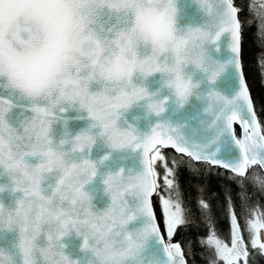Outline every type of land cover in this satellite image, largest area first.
Here are the masks:
<instances>
[{"label": "snow or ice", "instance_id": "1", "mask_svg": "<svg viewBox=\"0 0 264 264\" xmlns=\"http://www.w3.org/2000/svg\"><path fill=\"white\" fill-rule=\"evenodd\" d=\"M85 2V0H80ZM88 2L110 6L124 0H88ZM200 5L207 20L196 27L188 26L180 30L176 40V61L186 67L191 64L192 72L186 76L189 87L199 88L192 83L196 71L207 76L209 83H214L226 70L228 64L234 66L239 82V90L228 98L215 89L203 96L197 92V99H206L204 109L206 117H211L206 124V131L214 132L207 143L195 142L185 134L187 127L183 124H173L168 119H158L150 126V131L141 133L127 120L121 124V113L133 105L145 102L149 114L160 117L166 112L170 97L159 98V93H150L147 87H137L139 83H131L126 90L121 91L109 100L105 106V116H99L93 108V101L98 94L90 93L86 85L80 83V73L72 67L66 74L61 87L50 96L41 98L33 92L26 94L16 88L10 81L0 76V175L5 174L10 179L7 185L9 191L21 193L16 198V205L22 206L28 197L42 196L48 198L47 190L40 188L39 181L32 187L17 183L14 171L21 165L26 168L42 169L47 157L52 153V141L48 139L51 127L63 119L69 105L79 103V111L86 112V118L92 123L75 136L91 141L95 139L93 129H100L99 135L106 136L113 150H131L140 154L141 168L136 173L129 169L127 175L121 168L118 173H109L103 180L105 191L110 197V204L103 211L94 210L92 197L84 191L83 185L74 190V198L70 203L58 199L61 219L65 229L58 235L49 236L50 241L60 237H68L71 230L82 237V250L95 252L98 256L104 253L103 264H189L188 255L192 242L177 241L175 237L180 230L193 226L196 218L183 204L182 194L176 182L177 170L186 166L194 178L211 175L212 169L224 170L228 173L231 184L237 188V199L240 200L242 215H238L237 206L229 190L225 201L228 211L230 232L229 240H225L216 230L211 216V204L208 200L199 199L198 204L202 215L208 220L207 236L197 242L201 248L208 250L210 264H249L250 252L258 249L264 255V208L251 206L247 189L253 188L264 192V124L258 118L249 87L245 79L242 65V39L245 25L249 28L255 24L257 36L264 37V0H249L248 16L241 18L244 8L236 0H195ZM53 0H0V36L5 29L12 28L15 23L20 27V12L29 14L31 20L46 26L52 12ZM175 12V9H173ZM27 21L23 31H28ZM125 19L108 7L97 8L95 13L82 21V37L93 50L102 52L105 45L113 43L119 47L127 42ZM224 34H228V47L232 53L226 63L205 56L201 41L210 37L211 44H217ZM19 38V37H18ZM24 41L21 40V43ZM57 49L75 47V42L65 40L63 29L53 37ZM191 44L195 53L181 55L187 45ZM218 50V49H217ZM206 61V62H205ZM135 61L130 64V72L134 70ZM54 68L55 65L53 64ZM158 64L145 70L147 77L151 73L168 71ZM177 111L189 103L188 96L174 99ZM15 113L14 120L10 118ZM136 119H139L138 117ZM204 124V121H201ZM65 126L67 121L64 120ZM242 130L243 138L237 132ZM103 129V131H101ZM67 132L61 144H75L67 139ZM227 137L238 149L239 158L234 161L219 159L221 141ZM41 145H48L46 152H40L39 164L26 163L36 156ZM216 145L215 148L212 146ZM165 149L173 150L174 154L166 153ZM211 149V151H209ZM75 151V148H73ZM187 158V159H185ZM107 159V157H106ZM90 169L91 175L87 182L97 175L96 164L88 159L83 160ZM219 174V172H217ZM125 181H129L125 183ZM134 181V182H132ZM119 182V187H116ZM61 183L62 187V182ZM15 185V187H13ZM5 191V185H0V193ZM59 189L51 197L56 199ZM6 207L0 202V228H3ZM13 207H7L12 209ZM155 208H159L158 216ZM12 211L7 212L8 222H11ZM18 214V213H17ZM244 220L242 232L240 220ZM203 222V221H199ZM138 225V226H137ZM90 241H92L90 249ZM155 242L156 249L150 250ZM22 247V245H21ZM57 259L53 264H80L78 260L65 254V246L56 244ZM16 257L5 249H0V264H13ZM26 264V261L24 262Z\"/></svg>", "mask_w": 264, "mask_h": 264}, {"label": "clouds", "instance_id": "2", "mask_svg": "<svg viewBox=\"0 0 264 264\" xmlns=\"http://www.w3.org/2000/svg\"><path fill=\"white\" fill-rule=\"evenodd\" d=\"M193 3L201 10L195 0ZM101 7H108L109 11L115 10L117 15L129 22L123 29L126 32L127 42L122 48L109 43L100 52L93 50L83 39L82 21ZM179 12L178 0H124L110 6L91 3L88 0L83 3L80 0H53L51 15L44 26L31 20L29 14L21 10L20 27L18 28L14 23L12 28L5 29L0 36V76L10 80L21 92L26 94L35 92L43 98L56 93L58 89L63 91L61 85L66 79V74L72 67H76L81 74L80 83L86 85L90 93L98 94L93 101V108L101 117L105 116L104 109L109 100L128 88L130 77L133 84L139 80L137 87H141L149 77L159 74L162 87L171 92L170 98L179 99L187 95L190 101V98L196 96L198 88L189 87L186 79L191 64L186 67L176 61L175 37L182 29L178 26ZM25 21L28 22L26 25L28 31L22 30ZM61 29L65 40L75 42V47L57 49L54 46L53 37ZM21 40L24 42L21 43ZM200 43L206 58L210 57L208 51L212 45L210 37L204 38ZM190 49L191 53L197 51L189 44L181 55L189 56ZM133 61L136 62L135 67L130 72V64ZM157 64L161 68L166 66L169 70L154 72L146 77L145 70ZM194 76L192 83L199 84ZM69 110L81 112L79 103L69 105L67 111ZM128 111L121 113L120 118L126 119L125 113ZM92 123L97 121H91L89 126ZM50 133L48 139L52 141V153L47 157L44 167L36 169L35 166L26 168L21 165L14 171V176L21 186L32 187L39 181L38 186L42 188L44 174H51L56 170L61 174L59 182H62V187L61 183H57L55 190L59 189V195L56 199L38 195L26 198L22 206L15 203L12 209L6 207L5 223L0 231L16 234L17 251L11 252L16 257L13 264H17V257L19 264H24L25 261L26 264H53L57 259L55 253L58 251L55 245L62 244L66 247L62 242L65 237L49 240V236L58 235L65 229L57 199L70 203L74 198L76 187L83 185L84 189L89 183L87 181L92 169L83 163L85 158L82 156L84 149L89 146V140L81 138L76 141L74 137L71 141H75V144L68 149L67 144L60 143L64 138L55 140ZM94 143L95 139L91 141V146ZM48 147L41 145L36 156L32 158L37 164L41 162L40 152H46ZM76 152L81 154L82 158L79 161L69 158V153ZM26 163L31 162L26 161ZM96 172L98 173L97 168ZM116 187H119V182ZM8 211L14 213L10 223L7 218ZM71 231L73 232L74 229ZM42 239L43 243H41ZM92 243L90 241V249ZM91 254L88 264H103L102 250L99 256L95 252Z\"/></svg>", "mask_w": 264, "mask_h": 264}, {"label": "water", "instance_id": "3", "mask_svg": "<svg viewBox=\"0 0 264 264\" xmlns=\"http://www.w3.org/2000/svg\"><path fill=\"white\" fill-rule=\"evenodd\" d=\"M178 7L180 9L178 26L182 29L187 26H200L207 20V17L198 6L193 3V0H178ZM228 39V34H224L217 44H213L209 47V54L214 60L221 63L229 61L232 53L228 47ZM188 71L192 72L193 69L189 67ZM194 79L200 82L197 91L202 96L206 94L209 89H215L228 98H232L239 90L236 70L231 64H228L225 72L221 74L214 83H209L207 76L199 71L195 72ZM136 82L140 83L139 80ZM144 86L147 87L150 93L158 92L159 98H163L164 96L171 97V92L162 87V81L159 78V74L149 77L144 81ZM207 104L208 101L206 99H197L196 96H194L190 98L188 104L184 105L177 111V105L174 102V98H170L166 105V112L160 117H156L154 114L147 113L145 102H140L133 105L129 111L125 113L126 119H122L121 124H123L124 120H127L128 123L133 124L141 133H146L150 131V126L158 119H168L173 124L186 125L187 127L184 129L185 134L193 141L207 143L208 139L214 135V132H208L205 130L206 124L211 120V117H206L204 114V109L207 107ZM86 116V112L81 111L77 113L75 110L67 111L63 114V119L53 125L50 135H52L55 140H59L60 138H65L64 133L67 132V139L71 141L72 138L78 135L82 129L87 128L91 123V121L86 118H80ZM14 117L15 113H12L10 118L13 122H15ZM137 117L139 119H136ZM64 120L67 121L66 126ZM201 121H204L205 123L202 124ZM236 127L239 129V126ZM92 131L95 135V143L90 150L85 148L82 156L96 164L98 173L91 182L85 185L84 190L93 198L92 203L95 205L94 210L103 211L110 204V197L106 193V186L103 183L104 178L109 173H115L121 168L125 170V174H127L129 169L139 171L141 168V158L138 152L134 153L131 150H113L110 147L107 137L99 135L100 129L97 128ZM239 135L240 138H243L242 130L240 129ZM66 147L71 149L72 144L68 143ZM212 147L215 148L216 145H213ZM209 151H211V149H209ZM216 157L219 159L234 161L239 158V152L238 149L232 145L231 141L225 137L220 143ZM69 158L79 161L82 157L79 152H76L69 153ZM30 162L33 164L37 163L35 159H32ZM60 175L61 174L56 170L51 174H44L42 188L47 190L46 195L51 196L55 191ZM8 184H10V179L7 174L0 175V185L7 186ZM20 195L21 193L18 192L12 194L8 188H5V191L0 193V202H3L7 207H14L15 200ZM65 204H67V202H65ZM16 239L15 233L0 231V249H5L9 252H16ZM62 242L66 245L64 249L65 254L72 259L78 260L80 264H88L92 254L91 252L82 250V237L78 236L73 231L68 237L63 238ZM41 243H43V239L41 240ZM155 249V242H152L150 250ZM17 264H19V257H17Z\"/></svg>", "mask_w": 264, "mask_h": 264}, {"label": "trees", "instance_id": "4", "mask_svg": "<svg viewBox=\"0 0 264 264\" xmlns=\"http://www.w3.org/2000/svg\"><path fill=\"white\" fill-rule=\"evenodd\" d=\"M237 4L244 8L241 18L248 16L246 5L249 0H245V5H242L241 0H236ZM242 65L245 73V79L249 87V91L254 103V108L258 114V118L264 124V37L257 36L255 24L250 28L245 25L242 39ZM239 134V129L237 128ZM166 153L174 152L171 149H165ZM187 159V158H185ZM191 171L183 166L177 170L176 182L179 185V190L182 194L183 204L186 209H189L191 215H194L196 222L193 226L180 230L175 237L177 241L187 243L192 242L189 249L188 260L189 264H210L211 257L208 255V250L201 248L198 240L207 236L208 220L202 215L198 201L203 198L211 204V216L215 224L217 232L225 239L229 240L230 223L225 197L228 191L232 193L233 201L237 206L238 215H242L240 209V200L237 199V188L235 184H231L227 178L228 173L224 170L212 169L211 175L204 174L203 178H194ZM219 172V174H217ZM251 206L264 208V192L253 188L251 184L247 189ZM157 215H160V209L155 208ZM199 221H203L202 223ZM242 232L247 240V232L244 231V220H240ZM250 258L249 264H264V255H261L258 249H252L249 246Z\"/></svg>", "mask_w": 264, "mask_h": 264}, {"label": "flooded vegetation", "instance_id": "5", "mask_svg": "<svg viewBox=\"0 0 264 264\" xmlns=\"http://www.w3.org/2000/svg\"><path fill=\"white\" fill-rule=\"evenodd\" d=\"M241 2H242V5L244 6L245 5V0H241ZM247 5H246V7H247Z\"/></svg>", "mask_w": 264, "mask_h": 264}, {"label": "rangeland", "instance_id": "6", "mask_svg": "<svg viewBox=\"0 0 264 264\" xmlns=\"http://www.w3.org/2000/svg\"><path fill=\"white\" fill-rule=\"evenodd\" d=\"M194 216V215H193Z\"/></svg>", "mask_w": 264, "mask_h": 264}]
</instances>
